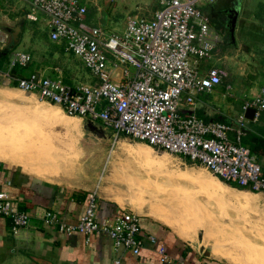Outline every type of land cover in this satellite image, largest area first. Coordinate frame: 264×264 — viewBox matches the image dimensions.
Segmentation results:
<instances>
[{"label": "built area", "instance_id": "1", "mask_svg": "<svg viewBox=\"0 0 264 264\" xmlns=\"http://www.w3.org/2000/svg\"><path fill=\"white\" fill-rule=\"evenodd\" d=\"M202 1L160 0L153 16L129 13L122 32H108L89 24L83 0H31L27 17L37 21L43 14L51 40L80 58L96 81L69 83L62 75L51 77L40 70L25 74L20 69L27 68L33 56L24 51L11 54L7 68L0 69L1 80L58 105L70 116L101 124L115 140L127 136L143 141L157 151L202 164L236 188L264 193V163L243 143L250 122L246 111L254 110L253 120L264 116V82L244 99L235 120L196 113L198 95L213 92L227 76L210 65L222 34ZM100 200L97 188L89 190L78 222H64L49 210L41 226L67 236L106 235L115 246L139 256L144 248L140 214L125 210L101 217ZM0 215L10 219L14 236L31 226L30 214L8 192H0ZM159 252L162 260L168 258L165 244L159 245Z\"/></svg>", "mask_w": 264, "mask_h": 264}, {"label": "rangeland", "instance_id": "2", "mask_svg": "<svg viewBox=\"0 0 264 264\" xmlns=\"http://www.w3.org/2000/svg\"><path fill=\"white\" fill-rule=\"evenodd\" d=\"M8 1L0 0V23L8 22L6 25L12 31L7 47L1 51L6 54L22 47L19 46L20 37L25 24L31 23L26 13L31 0ZM83 1L88 6L89 24L102 26L108 32H122L129 13H149L151 6L156 8L153 0ZM262 1L242 0L241 6L236 9L241 20L237 21L238 27L232 32V74L229 79L226 76L232 88L227 90L224 87L225 91L232 92V96L225 102L231 104L233 110H239L244 99L255 94L264 82ZM237 2L232 0V7H236ZM203 3L212 4L205 0ZM102 11L107 18L101 25L98 16ZM39 27L38 24L37 31L47 45L43 49L46 52L48 48L51 49L52 43L47 39L46 32ZM25 41L26 44H32L27 37ZM36 45L41 47L33 44V51L38 48L42 52L43 45ZM9 58L4 62H8ZM57 59L59 66L67 68L68 72L63 70L67 76H71L73 68L79 70L80 67L82 73L90 74L75 55L59 56ZM210 64L213 63L210 61ZM35 67L34 63H30L27 68L20 70ZM54 112L60 113L64 117L63 121H59ZM67 115L58 105L42 101L36 94L26 93L18 86L5 84L1 80L0 154L3 159L0 160L31 165L45 173L65 177L73 171L75 164L79 166L86 158H90L83 154L86 146L115 144L114 150L110 147L114 152L111 160L116 164L120 176L125 177V185H128L131 194L141 204H150L156 214L164 215L165 221L181 234L193 237L196 242L194 245L204 242L206 252H213L232 264H261L256 261L258 258L254 250L264 251V193L230 186L202 164L190 163L181 156L157 151L143 141L127 136L115 140L110 131H106L107 137L100 138L85 130L84 120ZM53 119H57L59 124ZM67 122L74 127L69 128ZM71 177H74L72 173ZM203 234L204 241L200 239Z\"/></svg>", "mask_w": 264, "mask_h": 264}, {"label": "crops", "instance_id": "3", "mask_svg": "<svg viewBox=\"0 0 264 264\" xmlns=\"http://www.w3.org/2000/svg\"><path fill=\"white\" fill-rule=\"evenodd\" d=\"M153 1L156 8L151 6L149 13L143 12L142 14L151 17L161 8L160 0ZM241 2L242 0H238L236 7H232V0H215L212 4L201 5L204 12L210 15L211 21L214 23L216 21L217 26L215 27L222 34L219 51L211 60L213 64L210 65L225 70L228 79L232 74V32L238 27L237 21L241 20L237 11ZM261 5L264 7L263 4ZM27 11L28 6L26 13ZM39 16L37 21L28 18L31 23L25 24L24 32L20 37L19 46L22 45V47L10 52L12 54L15 51H24L32 54V63L36 67L23 71V73L40 70L48 75H62L69 83L95 82L96 78L91 73H82V67L79 70L73 68L71 76L64 74L63 70L66 71L67 68L63 69V66L57 64L59 60L57 57L73 54L68 53L62 44L51 40L47 20L43 14ZM106 18L104 15V23ZM5 19L11 22L10 19L3 18ZM87 20H90L88 16ZM4 23H0V53L7 47L8 38L12 32L10 26L6 25L8 22ZM38 24L52 43L51 49L48 48L46 52L43 49L47 45L44 44L37 31ZM26 37L30 42L32 41V44L28 42L26 44ZM36 43L43 45L42 52H39L38 48L33 51L32 45L37 46ZM230 45L231 47H228ZM40 55L44 57L41 59ZM7 66L8 62H4L0 56V69H6ZM227 77H224V82L218 85L213 92L198 95L196 108L198 115L206 119L232 121L241 113L242 105L239 110H233V106L225 102L232 96V92L224 90V87L227 90L232 88V83L227 82ZM214 92L220 95L213 94ZM77 119L83 121L80 117ZM99 125L102 127L101 124ZM248 127L247 135L255 134L264 138V116L258 120H250ZM251 143L255 144V142ZM114 146L115 144L86 146L83 154L90 158H86L85 162L77 165L78 168L75 164L73 171L65 177L45 173L31 165L0 160V192H8L15 197L17 206L26 210L31 216V226L22 229L17 236H14L10 219L0 215V264H116V260H120V264H232L213 252H206L203 248L204 242L194 245L193 243L196 242L193 237L181 234L172 224L165 221L164 215L156 214L150 204H141L131 194L130 188L127 184L125 185V177L120 176L121 173L115 168L116 164L111 160L114 152L110 150V147L114 150ZM253 152L264 163V153ZM94 188H97L101 199V217L115 215L125 210H133L140 214L144 248L139 256H133L123 246H115L112 239L106 235L87 236L76 232L72 236H67L45 230L41 226L49 210L57 212L64 222L70 224L78 222L79 217L85 212L88 192ZM150 236L156 237L158 241L152 242ZM200 239L204 241V234ZM161 243L165 244V254L168 255L166 260H162V254L159 252Z\"/></svg>", "mask_w": 264, "mask_h": 264}, {"label": "water", "instance_id": "4", "mask_svg": "<svg viewBox=\"0 0 264 264\" xmlns=\"http://www.w3.org/2000/svg\"><path fill=\"white\" fill-rule=\"evenodd\" d=\"M104 14H105V12L102 11L101 14L98 16V22L100 24H104ZM213 16H216V15H213ZM215 23H216V21H215ZM215 23H214V25L217 26V23L216 24ZM254 113H255L254 110L248 109L246 111V116L250 120H253L254 119ZM84 121H85L84 128L86 131H88V132H90V133H92L98 137H107L106 130L103 129V127H101L98 123H96L92 120H84Z\"/></svg>", "mask_w": 264, "mask_h": 264}, {"label": "trees", "instance_id": "5", "mask_svg": "<svg viewBox=\"0 0 264 264\" xmlns=\"http://www.w3.org/2000/svg\"><path fill=\"white\" fill-rule=\"evenodd\" d=\"M0 54H1L0 55L1 59L4 61L6 58H9L8 55L10 54V52L7 54L6 53H0ZM14 71H17V69H15ZM251 142H255V144H252ZM243 143L250 146V148L253 151H258V152L264 153V138H262V137H259L255 134H248L243 138ZM188 162H190V161L188 160ZM224 183H226V182H224ZM226 184H228V183H226ZM228 185L235 186V184H228Z\"/></svg>", "mask_w": 264, "mask_h": 264}, {"label": "bare ground", "instance_id": "6", "mask_svg": "<svg viewBox=\"0 0 264 264\" xmlns=\"http://www.w3.org/2000/svg\"><path fill=\"white\" fill-rule=\"evenodd\" d=\"M59 111V110H58ZM50 112V111H49ZM48 112V113H49ZM56 112V111H55ZM53 113L54 115H55V117L56 118H58L59 119V121H61L62 120V118H64V117H62L61 115H60V113ZM60 112V111H59ZM50 114V113H49ZM48 115V114H47ZM53 116V115H52ZM64 116V115H63ZM68 116V115H67ZM55 119V118H54ZM53 119V120H54ZM65 120V119H64ZM54 121H58L57 119L56 120H54ZM63 121V120H62ZM66 121V120H65ZM58 124H59V122H57ZM70 123V122H69ZM67 124V126L69 127V126H73V125H70V124ZM74 127V126H73ZM70 128V127H69ZM2 136V135H1ZM0 136V137H1ZM4 138V137H3ZM13 144V143H12ZM4 155V154H3ZM12 157V156H11ZM14 157V156H13ZM0 159H3V156H1V154H0ZM218 181V180H217ZM254 250V249H253ZM255 251V255L257 256V262L259 263V262H261V264H264V251L262 250V249H259V250H254ZM253 252V251H252ZM254 264V263H253Z\"/></svg>", "mask_w": 264, "mask_h": 264}]
</instances>
